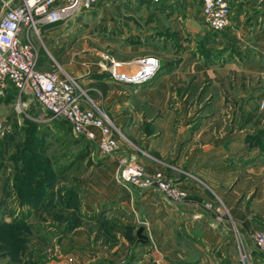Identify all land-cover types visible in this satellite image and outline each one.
<instances>
[{
    "label": "rangeland",
    "instance_id": "1",
    "mask_svg": "<svg viewBox=\"0 0 264 264\" xmlns=\"http://www.w3.org/2000/svg\"><path fill=\"white\" fill-rule=\"evenodd\" d=\"M243 1L248 11L254 10V22L262 21L264 0ZM132 3L135 12L115 14L116 18L108 21L99 20L96 14L84 16L79 13L41 29L31 43L40 58L39 70L70 67L88 71L83 77H94L95 72L91 69L98 55H101L100 59L107 55L116 60L158 55L157 38L167 29L158 26L157 21L162 17L153 14L154 7L147 0H134ZM191 3L189 0L188 4ZM164 4H168V0ZM258 4L262 7L256 8ZM194 7L197 8V3ZM142 8L148 11L145 16L141 14ZM203 28L206 30L203 34L185 37L183 44L174 47L176 52H187L195 59L197 76L194 81L190 78L188 85L183 83L174 86L173 91L171 89L167 109L158 106L154 88H148L150 83L123 86L110 82L107 77L86 84L77 82L111 120L120 137L118 154L134 153L143 168L145 164H164L165 170L170 169L167 173L171 176L165 172L163 175L175 181L183 182V178H190L194 185V201L209 203L208 210H212L218 220L219 216L227 215L226 195L231 193L233 205L244 206L251 193H239L232 185L220 186L209 183L199 174L183 172L182 166L174 164L175 158L170 153L161 156L154 148L158 136L157 121L161 122L165 110L170 129L189 135L195 131L196 141L203 132L218 134L235 129L236 113L242 110L240 107L231 103L225 109L211 107L220 95L224 101L235 100V91L231 89L235 80L241 82L244 91L240 99L249 101L250 106L243 109V125L245 133H254H246L245 138L264 146V107L258 104L264 98V90L252 95L251 90H255L257 80L248 75L231 76L222 88L219 83L211 87L202 69L209 62H217L214 57L219 58L227 49L211 45L204 47L212 30ZM186 44L190 45L189 51H186ZM131 46L142 48L135 50ZM229 50L227 52L233 51ZM247 53L251 56L250 52ZM178 60L169 58L163 65L173 67ZM159 67L157 60L150 77H154ZM7 89L6 95L0 93L4 96L0 111L4 109L6 114L3 131H0V185H3L0 187V264H138L142 255L136 230L145 226V217L133 215L128 206L121 203L123 194L131 185L116 180L117 153L100 154L92 142L73 135L64 120L48 119L49 115L28 95L20 94L18 97L15 91ZM252 117L255 119L251 120ZM251 137H254L253 141ZM176 166L179 171L174 170ZM184 184L187 186L186 182ZM15 189L20 191L18 196L21 198L35 190V206L19 202ZM88 203L96 206L91 207ZM128 225L132 227L130 239L122 229ZM150 243L153 247L154 243Z\"/></svg>",
    "mask_w": 264,
    "mask_h": 264
},
{
    "label": "crops",
    "instance_id": "2",
    "mask_svg": "<svg viewBox=\"0 0 264 264\" xmlns=\"http://www.w3.org/2000/svg\"><path fill=\"white\" fill-rule=\"evenodd\" d=\"M15 1L2 0L1 4H12ZM132 1L104 0L103 3L82 15L96 14L99 20L108 21L110 18H116L115 14H123L125 11L135 12ZM165 1L151 3L154 7L152 8L153 14H159L162 17L157 21L158 26L161 29L167 28L166 32L161 33L157 38V45H159L157 49L159 50L155 57L160 67L154 77H150L138 86L150 83L147 87L154 88L158 106L167 109L171 89L173 91L174 86H180L183 83L188 85L190 78L194 81L197 76L195 59L187 52H176L174 47L180 43L183 44V38L196 37L206 30L201 24L200 0H190L191 5L188 4L189 0H168V4L173 3L171 5H165ZM243 2V0H228L229 4L233 3L230 4L232 7L230 8L229 25L222 31L209 32V42L204 45V47L211 45L227 50L222 52L219 58L214 57L213 60L217 59V62L216 60L214 63L209 62L202 71L210 80L211 87H216L219 83L220 88L231 76H253L257 80L255 90H251L252 95H255L264 90V18L262 21L254 22V10L248 11V7L245 6L247 4ZM195 3H197V8L194 7ZM258 7L261 8L262 4H258L256 8ZM140 11L144 16L148 12L144 8ZM186 46L188 47L186 51H189L190 45L186 44ZM131 47L135 50L142 48L141 46ZM229 49L233 51L227 52L230 51ZM247 52H250L251 56ZM165 57L168 58L165 60ZM100 58L101 55H98L92 64L94 67L91 70L95 72L94 77L89 75V77H83L88 72L86 70H73L67 66V69L62 70L76 78L79 84H86L107 77V74L102 72L103 61ZM169 58L179 59L176 66L165 67L163 65L164 61ZM116 61L121 62V68L124 69L131 70V67L136 66L135 59ZM39 62L38 57L37 69H39ZM110 82L131 86L121 82ZM240 84L241 82L237 80L231 83V89L235 91L234 101H224L223 96L220 95L219 98L214 99L211 106L225 109L231 103L235 107H240L242 110L236 113L235 129L218 134L203 132L196 141L198 137L195 131L189 135L181 134L177 129L171 130L167 122L169 116L165 110L160 118L161 122L157 121L158 136L155 139L154 148L161 156L170 153L172 158H175L174 164L182 166L183 172L199 174L209 183L214 182L220 186L232 185L239 193H251L250 199L244 206L233 205V199L229 193V196L224 197L227 215L219 216L220 218L216 220L218 216L216 217L212 210L193 207L191 204L196 198L193 193L194 185L190 178H183L185 180L183 182L187 183V198L177 203L167 201L160 193L150 189H137L129 186L128 191L123 194L122 205L128 206L127 208L132 211L133 215L140 214L145 217V226L141 227L140 234L146 240L137 237L140 241L138 249L142 255L139 259L141 264H244L238 260L239 255L242 254H248L251 257L247 264H264L263 254L256 251L249 237L252 229L264 226V146L260 147L258 143L249 142L247 140L249 138H245L246 133L254 132L245 133L243 125L245 111L243 109L250 106L249 101L240 99L244 92ZM7 88L16 93L9 83L2 87L1 93L6 95ZM3 97L0 95L1 104L4 101ZM5 116V110L1 109L0 121L4 122ZM254 119L255 117L251 118V120ZM262 138L264 142V135ZM251 140L253 141L254 137ZM177 166L173 167L176 168L175 171L180 170ZM164 167V164L144 165L147 171L157 170L168 174L170 169L165 170ZM88 204H91V207L96 206L94 203ZM149 241L154 243L153 247H150ZM149 251L150 253H147Z\"/></svg>",
    "mask_w": 264,
    "mask_h": 264
},
{
    "label": "built area",
    "instance_id": "3",
    "mask_svg": "<svg viewBox=\"0 0 264 264\" xmlns=\"http://www.w3.org/2000/svg\"><path fill=\"white\" fill-rule=\"evenodd\" d=\"M132 1V0H123ZM156 4L161 0H147ZM104 0H16L3 4L0 11V93L9 83L17 93L25 94L49 115L48 119L60 118L68 124L71 133L92 142L100 154H116L118 170L116 180L128 183L137 189L158 192L169 202L184 201L187 186L162 172L145 170L134 153H120L119 135L114 131L108 115L100 109L80 88L77 79L60 68L39 70L38 56L31 43L41 29L53 26L73 15L85 13ZM231 9L228 0H200V18L203 27L220 31L229 25ZM101 68L111 81L124 84H140L154 73L157 59L143 56L135 60V68H121L122 63L103 55ZM264 107V98L258 101ZM0 121V131H3ZM193 207L210 209L209 203L192 201ZM252 245L264 255V226L249 232ZM238 260L247 264L248 254L239 255Z\"/></svg>",
    "mask_w": 264,
    "mask_h": 264
},
{
    "label": "trees",
    "instance_id": "4",
    "mask_svg": "<svg viewBox=\"0 0 264 264\" xmlns=\"http://www.w3.org/2000/svg\"><path fill=\"white\" fill-rule=\"evenodd\" d=\"M19 192L20 191L18 189H15V194H16V197H17L19 202L24 203V204H26L29 207L30 206L31 207L35 206V203L37 202V199H35V197H34V195L36 194L35 190H34V192H32V194L28 193L26 196H24L22 198L20 196H18ZM3 226L8 227V225H4V224H3ZM8 228H10V227H8ZM122 229L124 231V235L126 237H128L129 239H130V237L133 236V235L131 236V232H132V227L131 226H129V225L128 226H124V228H122Z\"/></svg>",
    "mask_w": 264,
    "mask_h": 264
},
{
    "label": "water",
    "instance_id": "5",
    "mask_svg": "<svg viewBox=\"0 0 264 264\" xmlns=\"http://www.w3.org/2000/svg\"><path fill=\"white\" fill-rule=\"evenodd\" d=\"M141 230H142L141 227L137 228V230H136V236H137L138 238H142V239L145 241L146 239L144 238V236H142V235L140 234Z\"/></svg>",
    "mask_w": 264,
    "mask_h": 264
}]
</instances>
